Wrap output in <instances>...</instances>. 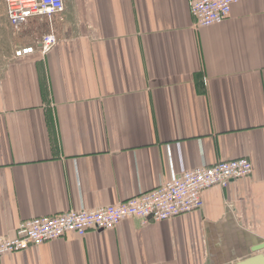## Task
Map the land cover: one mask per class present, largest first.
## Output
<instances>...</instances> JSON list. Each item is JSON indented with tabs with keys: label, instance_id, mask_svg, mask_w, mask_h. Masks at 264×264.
I'll return each instance as SVG.
<instances>
[{
	"label": "crops",
	"instance_id": "0c3cea01",
	"mask_svg": "<svg viewBox=\"0 0 264 264\" xmlns=\"http://www.w3.org/2000/svg\"><path fill=\"white\" fill-rule=\"evenodd\" d=\"M192 1L63 0L52 23L24 25L22 46L50 31L58 43L13 50L0 74V235L218 160L245 157L251 174L205 190L199 209L67 232L0 264H233L264 242V0L198 28Z\"/></svg>",
	"mask_w": 264,
	"mask_h": 264
},
{
	"label": "built area",
	"instance_id": "2783aa9c",
	"mask_svg": "<svg viewBox=\"0 0 264 264\" xmlns=\"http://www.w3.org/2000/svg\"><path fill=\"white\" fill-rule=\"evenodd\" d=\"M235 2L237 0H193L190 14L194 26L222 23L229 17ZM63 10V0H5L7 21L15 28L35 17H44L52 23ZM57 43L55 33L50 31L35 44L17 47L13 55L14 58H23L38 50L44 56ZM251 171V162L245 157L218 160L183 170L156 188L115 204L24 219L19 222L14 236L0 235V256L60 238L67 232L84 236L91 229H112L126 218H136L141 223L171 219L201 208L205 190L213 186L225 188L231 181L250 175Z\"/></svg>",
	"mask_w": 264,
	"mask_h": 264
},
{
	"label": "rangeland",
	"instance_id": "374dc122",
	"mask_svg": "<svg viewBox=\"0 0 264 264\" xmlns=\"http://www.w3.org/2000/svg\"><path fill=\"white\" fill-rule=\"evenodd\" d=\"M34 25L31 31L34 29L40 34L48 29V25L44 21H38ZM23 29H25L24 25L20 28H15L8 23L5 12V0H0V74L3 66L11 57L12 51L18 46H22L21 42L27 40V36L30 35L29 32L23 31Z\"/></svg>",
	"mask_w": 264,
	"mask_h": 264
},
{
	"label": "water",
	"instance_id": "95a60500",
	"mask_svg": "<svg viewBox=\"0 0 264 264\" xmlns=\"http://www.w3.org/2000/svg\"><path fill=\"white\" fill-rule=\"evenodd\" d=\"M253 253L246 258L233 264H264V242H260L251 247Z\"/></svg>",
	"mask_w": 264,
	"mask_h": 264
}]
</instances>
